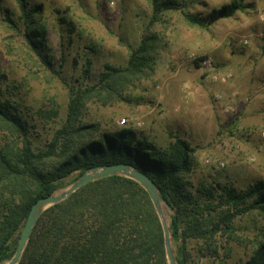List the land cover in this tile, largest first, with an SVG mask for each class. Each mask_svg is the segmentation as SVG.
<instances>
[{
  "label": "rangeland",
  "instance_id": "rangeland-1",
  "mask_svg": "<svg viewBox=\"0 0 264 264\" xmlns=\"http://www.w3.org/2000/svg\"><path fill=\"white\" fill-rule=\"evenodd\" d=\"M29 1L42 5L44 52L57 73L26 43L17 0H0V83L3 99L29 122L36 150L64 123L72 90L92 87L106 65L124 66L127 45L138 47L152 37L151 77L134 80L121 98L92 96L83 107L82 122L104 132L134 129L159 147L176 137L186 139L195 148L188 175L195 187L222 184L243 190L264 182V84L260 87L251 72L258 59L264 66V0H245V9L215 22H209L210 12L234 0H186L182 10H164L154 23L151 0ZM7 10L14 24L5 20ZM181 11L199 17L205 26L190 25ZM243 38L250 43L243 44ZM192 53L210 58L213 69L196 65ZM229 72L226 82L213 79ZM20 146L19 138L0 128V149L16 153ZM76 175L65 178L55 194ZM165 209L169 225L171 211ZM233 225V234L214 237L218 256H203L199 249L205 242L188 240V264H245L256 241L264 240V217L250 211ZM172 245L176 253L173 240Z\"/></svg>",
  "mask_w": 264,
  "mask_h": 264
},
{
  "label": "trees",
  "instance_id": "trees-1",
  "mask_svg": "<svg viewBox=\"0 0 264 264\" xmlns=\"http://www.w3.org/2000/svg\"><path fill=\"white\" fill-rule=\"evenodd\" d=\"M26 25L25 41L46 67L57 73L45 54L41 26L42 5L17 0ZM151 23L164 10H182L186 0H151ZM247 7L234 0L209 14V22L229 18ZM190 25L205 26L195 15L181 11ZM6 21L14 24L10 12ZM152 37L138 47L127 45L124 66L106 65L92 87L71 91L64 123L43 148L34 147L29 122L10 100L3 99L0 83V128L21 141L15 153L0 149V264L15 254L21 232L33 203L54 194L65 178L106 164L127 163L148 175L159 187L171 211L169 229L177 245L180 264H188V240H203L206 256H218L214 241L235 232L234 219L250 211L264 217V182L238 190L229 185L196 186L188 177L194 165L195 148L176 137L159 147L134 129L99 131L83 123L82 110L92 96L121 98L134 80L155 72ZM198 65V64H196ZM108 101H105L107 103ZM34 184V188L29 184ZM18 264H169L161 220L147 191L124 176H109L81 187L66 200L47 209L38 219ZM245 264H264V240H257Z\"/></svg>",
  "mask_w": 264,
  "mask_h": 264
},
{
  "label": "water",
  "instance_id": "water-1",
  "mask_svg": "<svg viewBox=\"0 0 264 264\" xmlns=\"http://www.w3.org/2000/svg\"><path fill=\"white\" fill-rule=\"evenodd\" d=\"M109 176H124L130 178L138 182L147 191L162 223L168 263L180 264L173 249L172 234L166 220L167 211L165 207L168 206L160 193L158 185L148 175L127 163L106 164L91 167L83 172L66 190L58 194L54 193L52 195L44 196L36 200L33 203L24 224L14 256L8 262L2 264H18L21 261L33 228L40 216L47 209L66 200L73 193L88 183Z\"/></svg>",
  "mask_w": 264,
  "mask_h": 264
},
{
  "label": "built area",
  "instance_id": "built-area-1",
  "mask_svg": "<svg viewBox=\"0 0 264 264\" xmlns=\"http://www.w3.org/2000/svg\"><path fill=\"white\" fill-rule=\"evenodd\" d=\"M262 20H264V16H262ZM242 43L247 45L250 43V40L248 38H243ZM190 60L197 63L201 68L204 69H213V62L210 58L205 56H199L196 53H192L190 55ZM232 77V73H222V74H215L213 76L214 80H219L220 82H226ZM126 119L121 120V124H125ZM264 135V133H263ZM221 166H224V162L220 163Z\"/></svg>",
  "mask_w": 264,
  "mask_h": 264
},
{
  "label": "crops",
  "instance_id": "crops-1",
  "mask_svg": "<svg viewBox=\"0 0 264 264\" xmlns=\"http://www.w3.org/2000/svg\"><path fill=\"white\" fill-rule=\"evenodd\" d=\"M261 60H256V64L254 67L252 66L251 72L254 74V77L256 79L257 84L261 87L262 84H264V66H262ZM264 87H262L261 90H263ZM264 99V97H262Z\"/></svg>",
  "mask_w": 264,
  "mask_h": 264
}]
</instances>
